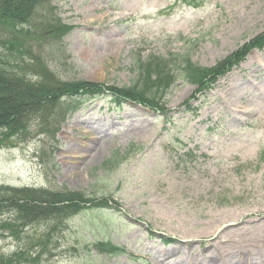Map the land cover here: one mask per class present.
I'll return each mask as SVG.
<instances>
[{"label":"rangeland","instance_id":"rangeland-1","mask_svg":"<svg viewBox=\"0 0 264 264\" xmlns=\"http://www.w3.org/2000/svg\"><path fill=\"white\" fill-rule=\"evenodd\" d=\"M48 8L74 29L58 42L35 41L33 51L63 81L106 86H132L149 57L168 52L212 68L264 33V0H53ZM244 58L191 102L197 88L179 79L163 99L173 125L139 105L115 111L111 98H95L54 140L34 121L26 141L0 150V184L96 193L121 204L55 226L40 264H147L137 256L150 264H238L241 249L263 264L264 249L247 243L264 234V93L254 103L256 86L246 78L264 90V49ZM231 79L250 88L230 93ZM128 151L113 171L103 168ZM48 224L1 240L0 253L24 249ZM217 235L222 242L213 245ZM164 237L179 243L164 245ZM101 241L122 253H96L91 245Z\"/></svg>","mask_w":264,"mask_h":264},{"label":"trees","instance_id":"trees-1","mask_svg":"<svg viewBox=\"0 0 264 264\" xmlns=\"http://www.w3.org/2000/svg\"><path fill=\"white\" fill-rule=\"evenodd\" d=\"M52 1L0 0V150L26 141L34 121L54 138L66 117L91 98L110 97L116 105L130 101L163 114V99L179 79L196 86V93L208 90L242 61L247 51L264 47L263 33L212 68L194 64L190 53L151 56L140 66L138 79L130 87L63 81L33 51L35 41L58 42L73 30L48 8ZM112 159L106 161L104 169L113 171L127 160L117 153ZM119 207L110 197L96 193L0 185V241H18L28 228L49 222L41 234L29 237L24 249L0 253V264H40L55 226L85 211ZM91 246L100 255L117 251L104 241Z\"/></svg>","mask_w":264,"mask_h":264},{"label":"bare ground","instance_id":"bare-ground-1","mask_svg":"<svg viewBox=\"0 0 264 264\" xmlns=\"http://www.w3.org/2000/svg\"><path fill=\"white\" fill-rule=\"evenodd\" d=\"M251 62L252 63H256V60H255V58H251ZM45 63V62H44ZM47 67H48V69L49 70H51L50 68H49V66H48V64L46 63L45 64ZM249 67H250V65H249ZM52 71V70H51ZM254 73H256V70H253V74ZM250 77H251V75H249ZM259 76H260V79H261V85H263L264 86V74L262 75V74H259ZM258 77V76H257ZM30 78H35V77H30ZM259 78V77H258ZM263 78V79H262ZM248 80H250V81H253L251 78L250 79H248ZM256 80V79H255ZM233 81H234V79H231V83L229 84V86H231V91H230V93L232 92L233 94H235V95H237V93H238V91H236V89H238L239 88V86H242V85H244L245 86V88H250V86H249V84L248 83H242L241 85H239V84H235V83H233ZM257 92V88H255V93ZM250 94H252V95H254V98H252V100H253V102L254 103H256L258 100H259V98L260 97H262L260 94H258V93H256V94H254L252 91H250ZM242 95H245V94H241V95H239L240 97H243ZM100 129V128H99ZM227 228L225 227L223 230H221V233L222 232H224L225 230H226ZM256 232H258V231H256ZM220 236L221 235H217L214 239H213V245L215 244V243H217V244H220V242H222V241H220ZM254 239L255 240H250V243L248 244L247 243V246H248V248L249 247H251V245H252V247L253 248H255V246H256V248L258 249V250H260V249H264V234L263 233H261V232H258V233H254ZM224 243V242H223ZM239 259H240V261L238 262V264H258L259 262H257V259H256V257L255 256H253L252 258H251V254L249 253V252H247V251H245V250H243L242 251V249H241V254H240V256H239ZM262 264V263H261ZM263 264H264V262H263Z\"/></svg>","mask_w":264,"mask_h":264}]
</instances>
